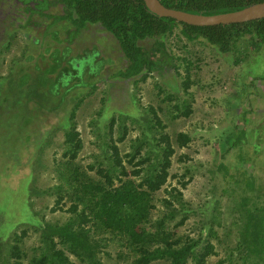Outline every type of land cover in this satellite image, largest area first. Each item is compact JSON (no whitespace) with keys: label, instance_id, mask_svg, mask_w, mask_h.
<instances>
[{"label":"trees","instance_id":"16d2710c","mask_svg":"<svg viewBox=\"0 0 264 264\" xmlns=\"http://www.w3.org/2000/svg\"><path fill=\"white\" fill-rule=\"evenodd\" d=\"M19 1L24 5L34 2L36 9L26 10L38 11L40 15L46 17L51 16L45 13L50 5H61V13L52 15V21L60 25L66 23L72 25L74 29L69 38L87 25L99 24L115 39L122 54L120 60L125 61V65L115 73V76L123 79L133 78L137 91L141 89L139 83L146 82L154 71H161L165 62L173 61L170 64L176 71L181 68L184 71L180 83L181 90L185 95L191 94L189 88L194 83L193 72L199 69L197 63H200V60L198 57L188 55V51L186 55L178 54L167 44L166 39L178 28L179 38H184L187 42L202 40L201 42L215 47L221 53L242 54L243 57L237 58L236 62L244 61L249 52L261 54L264 60V18L244 23L194 26L154 14L143 0ZM160 2L172 9L214 15L240 10L264 0H160ZM15 37L16 33L9 37L1 52L11 48ZM241 40L245 42L247 49L238 48L237 43ZM29 43L31 47L37 46L36 40L33 42L30 40ZM181 46L184 51L187 49V43L183 41ZM26 52L27 49H23L13 65H8L9 72L5 77L12 79V76L16 75L13 67L15 68L18 63L20 66L24 65L22 68L26 70L23 74L24 81L16 84L15 93L23 96L22 99L28 103H33L39 113L67 115L66 120H63L65 126L62 127L64 139L61 147L64 160L58 162L56 166L58 183L52 187L56 198L51 211L63 210L64 199L67 198L70 204L66 211L70 216L66 221L59 223L49 221L44 215L34 211L33 214L40 215V224H23L26 227L20 232L14 231L9 239L0 240V264H76L70 259V255L86 264H101L96 255L106 247L107 240L116 242L119 247L128 248L132 254L131 264H150L153 261H162L165 264H207L209 256L218 255L211 239L216 238L217 243L221 242L215 230L221 226L219 201L215 200V213L210 215L208 220L207 216L203 218L205 223L195 237L187 234L175 236L172 228L182 226L190 216L183 192L176 185L169 184L164 188L167 196L159 199L160 206L157 205L154 196L166 185L169 177L177 176L170 174L169 171L172 156L176 147L188 146L192 140L191 135L184 131L175 134L166 131L167 124L158 113L163 111L162 106L153 103L142 105L141 96L135 95L137 97L135 102L141 104V115H112L105 125L106 131L96 133V144L100 151L91 153L93 161L82 165L77 160L84 147L80 131L77 129V117L79 109L83 108L82 105L86 102L88 104L87 98L92 94V89L86 94L73 97L71 91L76 88L72 86L61 91L62 83L59 86L56 82L44 91L46 87L44 85L48 86V79L51 78H57V81L59 79L62 81L63 78L65 84L72 76L81 74V64L86 59L81 57V62L80 59L71 57L66 60L70 67L61 69V73L57 74L58 62L45 48L41 53ZM64 52L66 55V51ZM72 59L75 61L72 62ZM86 64L87 62H84V66ZM30 68L35 72L29 71ZM73 70L77 74L73 75ZM261 76L264 79V75ZM5 77L3 78L6 79ZM259 79L260 77H252L250 85L253 86ZM155 86L157 95L161 96L164 92L163 87L157 83ZM160 99L162 104L175 101L171 105V111L174 112L172 119L188 117L193 113L192 101H188L187 98L181 101L179 93L169 92ZM93 120L94 117L90 120L91 125ZM128 120L140 130V133L129 139V151L122 153L119 143L127 139L132 129ZM260 130L262 135L259 136L264 139L262 125ZM116 131L118 135L115 137ZM54 138V132L51 131L45 134L39 144L34 160L38 167L45 168V152L54 143ZM244 138L245 134L240 132L226 149L229 151L239 146L240 161L247 160L242 153ZM229 140L230 137L226 139ZM257 147L255 144L254 148ZM187 158L189 159L187 155L181 154L178 160L183 161ZM218 168L223 171L225 177L229 176L232 184L239 190L231 210V222L238 224L236 240L233 245H228L226 257L220 259L219 264H264V191L263 195L257 194L258 187L251 173L245 170H240V173H228L230 167L223 163H219ZM187 173L188 170L181 178ZM190 180L191 177L178 183L184 188ZM28 191L30 196L40 192L32 181ZM154 210L155 216L152 215ZM141 223H147L150 229L139 233L137 226ZM30 225L38 232L39 239L38 250L35 248L34 251L37 252H33L31 256L23 251L20 245L28 235ZM122 255L119 254L117 257L121 258ZM26 258L28 261H24Z\"/></svg>","mask_w":264,"mask_h":264},{"label":"rangeland","instance_id":"374dc122","mask_svg":"<svg viewBox=\"0 0 264 264\" xmlns=\"http://www.w3.org/2000/svg\"><path fill=\"white\" fill-rule=\"evenodd\" d=\"M27 8L36 9L35 3L30 2L24 5L19 0H0V240L9 239L14 231L20 232L26 227L23 224H40V215H44L49 221L59 223L66 221L70 216V213L66 211L70 204L67 198L64 199L63 210L51 211L56 198L52 187L58 183L56 166L58 162L64 160L61 142L64 139L63 120H66L67 115L63 113V115L53 116L39 113L35 110L33 103H28L22 99L23 96L15 93L16 84L24 81L23 74L26 71L22 69L24 65L20 66L18 63L15 68L13 67L16 75L12 76V79L5 77L8 76V65H13L23 49H27L26 53L33 51L35 54L38 51L43 52L45 48L58 62L57 74L61 69L70 67L66 60L71 57L80 59L81 62V57H84L86 59L84 62H87L85 66L84 62L81 64L82 69L79 70L81 74L74 75L76 71L73 70L74 76L65 84H63V78H61L62 81L59 79V82L57 78H51L48 79V86L44 85L46 86L44 91L56 82L59 86L62 83L61 91L72 86L76 88L71 91L74 94L73 97L86 94L92 89V94L87 98L88 104L86 102L82 105L83 108L79 109L77 117V129L84 143L77 160L82 165L93 161L91 153L100 151L95 136L97 132L106 131L105 125L112 115H141V104L135 102V98L139 96H141L142 105L153 103L162 106L163 111L158 113L167 124L166 131L171 134L184 131L191 135L192 140L188 146L176 147L175 154L172 156L169 171L170 174L177 176L169 177L166 185L154 196L157 205L160 206L159 199L167 196L164 188L169 184L176 185L183 192L190 216L182 226L172 228L175 236L187 234L195 237L205 223L203 218L207 216L208 220L210 215L215 213V204L219 201L221 226L216 227L215 230L221 242L217 243L216 238L211 239L218 255L209 256L207 261V264H219V260L226 257L228 245H233L236 240L238 224L231 222V210L239 193L229 176L225 177L223 171L218 168L219 163L230 167L228 173H240V170L251 173L258 187L257 194L263 195L264 191V139L259 136L262 135L260 126L264 128L262 55L249 52L244 57V61L236 62L237 58L243 57L242 54L221 53L215 47L204 41L201 42L202 40L187 42L184 38H179L178 28L166 39L167 44L178 54L186 55L188 51V55L198 57L200 60V63H197L199 69L193 72L194 83L189 88L191 94L185 95L181 90L180 83L184 71L182 68L176 71L170 64L173 61L165 62L161 71H154L146 82L139 83L141 89L137 91L133 78L123 79L115 76V73L125 65V61L120 60L122 54L118 50L115 39L99 24L87 25L69 38L74 27L69 23L60 25L52 21V15L61 13V5L55 4L48 7L45 13L50 14V17L40 15L38 11L29 12ZM14 33L16 37L11 48L1 52ZM30 40L32 42L36 40L37 46L31 47ZM181 41L187 43L185 51ZM36 44L33 43L34 46ZM237 45L238 48L247 49L242 40ZM74 61L72 59V62ZM29 71L35 72L32 68ZM254 76L260 79L256 80L252 86L250 83ZM156 83L163 87L164 92L161 96L157 95ZM169 92L179 93L182 97L181 101L184 98L192 101L193 113L188 117L172 119L174 112L171 111V105L175 101L162 104L160 99ZM98 111H100L99 116ZM247 111L249 112L245 113ZM93 117L94 122L91 125L90 120ZM128 123H131L130 120ZM130 126L132 129L127 139L119 143L122 153L129 151V139L140 133L135 125L130 124ZM51 131L55 135L54 143L46 149L45 163L43 162L45 168L40 166L39 168L34 162L36 151L45 134ZM240 132L245 134L242 153L247 160L244 161L239 160V153H241L239 146L226 151ZM117 135L118 131L114 133L115 137ZM229 137L230 140L226 141ZM255 144L258 145L257 149L254 148ZM181 154L187 155L189 159L179 161ZM187 170L189 173L181 178ZM90 173L93 174V172ZM190 177V182L181 188L178 182ZM31 181L40 191L39 194L29 195L28 187ZM34 211L39 212L40 215L36 216L33 214ZM155 214L156 210L152 215L155 216ZM31 225L28 235L20 244L29 256L37 252L34 249L38 250L37 245H39L38 232ZM148 229L150 228L147 223L137 226L139 233H144ZM106 242V247H103L96 255L101 264H131L132 254L129 253L128 248L119 247L111 240ZM119 254H123L121 258L117 257ZM28 258L24 261H28ZM70 259L76 264H86L72 255ZM150 264L165 263L153 261Z\"/></svg>","mask_w":264,"mask_h":264},{"label":"water","instance_id":"95a60500","mask_svg":"<svg viewBox=\"0 0 264 264\" xmlns=\"http://www.w3.org/2000/svg\"><path fill=\"white\" fill-rule=\"evenodd\" d=\"M146 7L160 17H170L178 22L194 26H212L219 24L244 23L264 18V2L254 3L240 10L204 15L201 13H190L164 6L160 0H143Z\"/></svg>","mask_w":264,"mask_h":264}]
</instances>
